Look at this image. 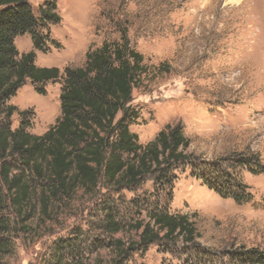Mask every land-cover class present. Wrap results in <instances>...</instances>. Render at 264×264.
<instances>
[{"label": "rangeland", "instance_id": "obj_1", "mask_svg": "<svg viewBox=\"0 0 264 264\" xmlns=\"http://www.w3.org/2000/svg\"><path fill=\"white\" fill-rule=\"evenodd\" d=\"M43 2L30 0L34 13ZM55 2L59 22L49 26L55 45L46 53L35 51V65L61 72L81 67L86 52L117 43L126 32L147 69L132 93L138 118L129 130L144 146L166 125L180 124L188 152L199 161L177 170L171 191L159 199L148 181L118 194L102 190L98 202L82 201L79 193L72 202L51 206V218L35 215L24 223L27 229L12 233L2 264H56L58 257L57 264H110L114 254L107 245L136 242L138 235L108 238L98 232L104 207L116 210L128 226L147 222L146 205L155 202L189 216L196 243L150 245L120 264H242L239 252H264V173H250L237 161L257 157L264 166V0ZM14 45L19 54L34 50L29 35L16 37ZM60 90V82H49L40 95L27 83L10 99L19 112H29L24 119L30 120V134L41 136L54 125ZM19 123L15 113L11 129ZM195 177L218 180L215 185L231 193L241 183L251 200L238 204Z\"/></svg>", "mask_w": 264, "mask_h": 264}, {"label": "trees", "instance_id": "obj_2", "mask_svg": "<svg viewBox=\"0 0 264 264\" xmlns=\"http://www.w3.org/2000/svg\"><path fill=\"white\" fill-rule=\"evenodd\" d=\"M56 8L55 0H44L34 13L30 0H0V264L11 252L12 233L27 229L24 223L35 215L51 218V206L72 202L79 193L82 201L98 202L104 197L102 190L118 194L148 181L159 199L171 191L177 170L199 161L188 152L190 141L180 124L166 125L144 146L129 130L138 118L132 93L147 69L142 55L130 47L126 32L119 42L86 52L81 67L61 72L35 65V51L46 53L49 45H55L49 26L59 22ZM23 35H29L34 50L19 54L14 39ZM49 82L61 83L60 114L43 135H33L28 132L30 120L24 119L29 112H19L9 101L27 83L43 95ZM15 113L20 123L11 129ZM238 160L250 173H264L257 157ZM195 178L238 204L251 200L241 183L231 193L215 185L218 180ZM225 178L229 186L230 179ZM146 208L147 222L126 226L116 210L104 207L98 232L108 238L128 231L138 235L136 242L117 239L107 245L114 254L110 264H120L150 245L196 243L199 235L189 216L171 214L158 202ZM238 254L242 264H264V252L251 249Z\"/></svg>", "mask_w": 264, "mask_h": 264}]
</instances>
